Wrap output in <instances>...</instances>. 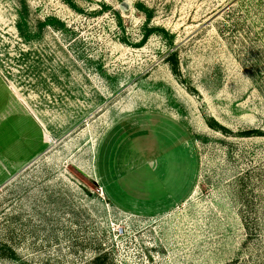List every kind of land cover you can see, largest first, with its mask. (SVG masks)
<instances>
[{
    "label": "rangeland",
    "instance_id": "374dc122",
    "mask_svg": "<svg viewBox=\"0 0 264 264\" xmlns=\"http://www.w3.org/2000/svg\"><path fill=\"white\" fill-rule=\"evenodd\" d=\"M261 250L264 0H0V264Z\"/></svg>",
    "mask_w": 264,
    "mask_h": 264
},
{
    "label": "trees",
    "instance_id": "16d2710c",
    "mask_svg": "<svg viewBox=\"0 0 264 264\" xmlns=\"http://www.w3.org/2000/svg\"><path fill=\"white\" fill-rule=\"evenodd\" d=\"M17 29L18 30H21V26L18 24L17 25ZM172 55V54H171ZM245 227V225H244ZM245 229L247 230V228L245 227ZM248 238L251 240V239H255V234L254 233H248ZM260 244V243H259ZM262 252V253H261ZM261 252L259 251V256L260 258H256L255 257H252L251 254L249 256H246V258H242V257H237V258H234V259H231L225 263H222V264H264V252L261 250ZM99 258V257H98ZM98 258L96 260H98Z\"/></svg>",
    "mask_w": 264,
    "mask_h": 264
}]
</instances>
